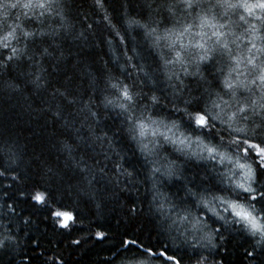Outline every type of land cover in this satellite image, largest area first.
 I'll return each mask as SVG.
<instances>
[{"label":"snow or ice","instance_id":"snow-or-ice-1","mask_svg":"<svg viewBox=\"0 0 264 264\" xmlns=\"http://www.w3.org/2000/svg\"><path fill=\"white\" fill-rule=\"evenodd\" d=\"M92 3L96 9H104L105 0H92ZM148 7L151 8V4ZM63 9V0H0V69H7L10 65L21 66L25 83L36 92H46L53 87L50 82L53 73L49 71V66H54L53 61L58 64L65 59L62 50L57 55V41L61 34L67 35L70 27L64 23ZM157 9L161 14L157 25L167 18L171 27H165L163 32L158 27H149L146 35L153 38L156 47H161V42L166 43L171 56L159 57L164 67L179 65L180 71L171 72L167 78L174 81L170 84L173 94L168 103L173 105V112L182 114L180 123L177 124L175 120L166 123L143 113L137 116L138 97L147 101L146 108L159 105L160 97L134 91L133 85L118 79L107 81L106 88L112 91L104 97L102 104L105 109L118 110L116 115L122 117L121 122L126 124L124 129L118 131L126 132L129 139L138 144L137 151L144 156L145 162L153 165L150 169L153 176L159 175L175 182L186 179L183 172L174 166L161 168L155 166V159L149 160L157 154L159 140L190 147L194 139L198 149L192 152L194 157L230 166V175L226 178L232 189L231 198L213 195L208 199L189 187L190 182L183 183L186 195L202 211L193 215L189 206L178 212L177 205L171 204L170 214L161 211L159 217L154 219V226L160 232L175 231L177 235L171 237L173 242L182 241L192 250L188 264H209L207 255L197 254V246L213 251L224 250L227 237L222 228L227 231L234 225H238L252 241V250H245L244 253L246 264H264V0H159ZM215 9L223 11L218 14ZM12 10H18L14 18ZM237 13L240 23L231 18ZM54 17L60 19L58 28H51L45 23ZM9 20L12 22L9 23ZM103 21L109 27H115L107 14L103 16ZM130 23L139 22L131 20ZM87 28L92 29L93 24H88ZM236 28H242L239 35ZM186 34L199 39L190 40L187 45L182 42L178 44ZM242 43L246 45L244 49H241ZM189 49L196 51L193 53ZM8 87L15 91L19 85L13 82ZM86 94L87 90L81 92L66 87L63 90L54 87L51 93L52 99L59 98L64 106L71 108L79 105L76 113L81 117L79 128H75V119L64 117L61 107L53 113L57 119H64L65 127L75 128L73 140L61 145L62 151L67 154L66 166L76 171L81 182L89 187L99 177L101 180L107 178L108 184L120 192L132 191L139 183L136 169L126 166L124 154L117 150L113 138L116 134L109 135L108 126L100 121V113L93 110V97L85 100ZM180 127L186 128L188 134L176 136L173 129ZM161 128L163 131H160ZM149 131L153 137H158V140L150 142L151 147L149 143H144ZM179 150L184 151V148ZM0 151H6L11 164L16 163V153L11 146L6 150L0 148ZM77 152H81L79 158ZM48 172L51 173L52 169L49 168ZM6 173L7 168L0 170V177H5ZM11 181L19 183L20 178L13 175ZM11 186L6 185L4 192L9 199L12 195L7 188ZM15 194L21 198L27 197L33 207L46 208L60 228L69 229L75 222L71 212L60 210L59 206L55 209L51 207L54 201L46 188L22 186ZM158 196L159 189L154 181L153 203H156ZM15 208L14 203L7 204L9 212H15ZM125 208L126 215L132 219L140 211L135 200H129ZM156 208L158 211L163 209V204H156ZM218 208L220 211H217ZM205 211L211 214L209 219L212 223L221 222L220 227L212 228L206 220L201 219ZM182 224H190L191 228L181 230ZM104 236L103 232L96 233L97 239ZM5 240L12 241L13 237L0 239V248L5 247ZM72 243L78 245L80 241L73 240ZM121 246H134L146 256L159 255L168 264H185L184 257L169 254L167 246L159 253L152 247L139 244L136 239H123ZM39 249L40 243L33 240L30 253L25 255V264H33L34 261L40 264H64L62 258L45 256ZM125 264L146 262L132 258ZM211 264H224V259L213 258Z\"/></svg>","mask_w":264,"mask_h":264},{"label":"trees","instance_id":"trees-1","mask_svg":"<svg viewBox=\"0 0 264 264\" xmlns=\"http://www.w3.org/2000/svg\"><path fill=\"white\" fill-rule=\"evenodd\" d=\"M158 3L159 0H105L104 9H96L92 0H63L64 23L70 27L67 35L61 34L57 41V55L62 50L65 59L58 64L53 61L51 63L54 66H49V71L53 73L50 78L53 87H49L46 92H36L25 83L21 66L10 65L7 69H0V148L6 150L11 146L16 153V163L11 164L6 151H0V170L7 168L6 176L0 177V239L13 237L12 241L5 240V247L0 248V264H25V255L30 253L33 240L40 243L39 250L45 256L55 255L62 258L64 264H125L132 258L144 259L146 264H168L159 255L146 256L134 246L122 247L123 239H136L139 244L152 247L157 253L167 246L169 254L183 256L185 264H188L192 250L179 240L177 246L171 238L177 233L160 232L154 226V219L159 217L161 211L170 214L171 204L177 205L178 212L189 206L193 215L202 211L186 195L183 183L190 182L189 187L198 190L208 199L213 195L231 198L232 189L226 178L230 175V166L194 157L192 152L198 151L194 139L190 147L159 140L157 154L149 158L157 161V167L172 165L182 171L186 177L184 181L175 182L159 175L153 176L150 172L153 165L145 162L144 156L137 151L138 144L129 139L126 132L118 131L126 127L121 122L123 118L116 115L118 110L105 109L102 104L104 97L112 91L106 88L107 81L118 79L133 85L134 91L160 97L159 105L147 108V101L138 97L140 104L136 109L137 116L143 113L144 116L151 115L166 123L170 120L180 123L182 114L173 112V105L168 103L173 94L170 84L174 81L167 78L171 72L180 71L179 65L164 67L159 57L171 56L166 43L161 42L162 46L156 47L153 38L146 35L149 27H158L161 32L165 27H171L167 18L157 25L161 20ZM17 11L12 10L13 18ZM215 11L219 14L223 10ZM105 14L111 18L114 28L103 21ZM231 18L240 23L239 13ZM131 20L139 23L131 24ZM45 23L51 28H58L60 19L49 18ZM88 24H93V28L88 29ZM235 31L239 35L242 28H236ZM193 39L199 37L193 38L186 34L178 44L182 42L187 45ZM245 47L242 43L241 49ZM233 50H236L235 45ZM189 51L194 53L196 50ZM13 82L19 85L18 90L8 87ZM54 87L81 92L87 90L84 99L93 97V110L100 113V121L108 126L109 135L116 134L113 138L117 150L124 154L126 166L136 169L139 183L132 191L120 192L108 184L107 178L101 180L99 177L89 187L81 182L76 171L66 166L67 154L62 151L61 145L73 140L75 128L80 127L81 117L76 115L79 105L69 108L59 98L52 99ZM58 107L63 109L66 119H75V128L65 127L64 119H57L53 115ZM173 132L176 136L188 134L184 127L173 129ZM155 140L158 137H153L149 131L144 143H149L151 147L150 142ZM181 147L184 151L179 150ZM80 155L81 152L76 153L77 158ZM49 168L52 169L51 173L48 172ZM13 175L20 178L19 183L11 181ZM154 181L159 189L156 203L152 201ZM8 184L12 185L7 188L12 195L11 199L4 196ZM22 186L46 188L54 201L51 207L55 209L59 206L60 210L71 212L75 222L69 229L58 227L55 218L49 215L46 208L33 207L27 197L21 198L15 194ZM129 200H135L140 210L135 219L126 215L125 205ZM8 203L16 205L15 212L8 211ZM156 204H163V209L158 211ZM210 215L205 211L201 219L206 220L212 228L220 227L221 222L212 223ZM185 227L191 228V225H180L181 230ZM222 231L227 237L224 250L213 251L197 246V254L207 255L209 264L213 258H223L224 264H246L244 253L245 250H252L251 238L238 225L230 226L227 231L222 228ZM97 232L105 233L104 238L97 239ZM73 240H79L80 243L73 244ZM33 264L40 262L34 261Z\"/></svg>","mask_w":264,"mask_h":264}]
</instances>
